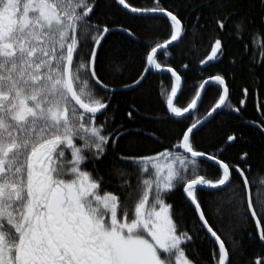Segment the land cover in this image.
Listing matches in <instances>:
<instances>
[{
    "label": "snow or ice",
    "instance_id": "6c2138e0",
    "mask_svg": "<svg viewBox=\"0 0 264 264\" xmlns=\"http://www.w3.org/2000/svg\"><path fill=\"white\" fill-rule=\"evenodd\" d=\"M110 7L130 19L163 21L138 66L132 56H102L114 32L129 38L136 32L101 20L98 0H0V264H234L238 243L228 226L241 223L252 225L262 247L240 264H264V179L251 178V153L225 155L238 140L234 130L204 148L196 142V133L225 108L239 115L250 100L257 117L249 124L264 140V0H193L188 17L161 0L144 7L112 0ZM189 24L194 38L210 28L201 65L223 56L225 31L240 41L237 103L225 75L187 85L160 60L158 53L169 57L189 34ZM150 73L170 74L158 92L149 86L143 93L158 105L156 118L165 126L125 129L112 97L117 87L141 89ZM213 85L204 112L188 122ZM185 87L194 94L178 105ZM135 118L130 107L126 120ZM126 136H144L158 147L125 153L119 144ZM106 160L118 191L108 190L99 169ZM176 188L190 218L168 202ZM197 239L212 243L206 258L190 255Z\"/></svg>",
    "mask_w": 264,
    "mask_h": 264
},
{
    "label": "trees",
    "instance_id": "16d2710c",
    "mask_svg": "<svg viewBox=\"0 0 264 264\" xmlns=\"http://www.w3.org/2000/svg\"><path fill=\"white\" fill-rule=\"evenodd\" d=\"M165 5H171L176 7L185 17L192 16L189 11V7L193 0H161ZM100 8L97 10L99 18L104 20H114L117 23H125L131 25L135 32V38H129L126 34L114 32L105 41L104 50L102 56L108 58L121 59L124 57L132 56L138 66L141 53L144 51V47L153 38L151 33L153 31L162 30L163 21L158 23H149L139 19H130L121 12H117L116 9L110 7L112 0H98ZM139 6H152L154 0H136ZM96 18L95 16L93 17ZM194 19V16H193ZM204 20H201V24ZM189 34L185 35L180 42L175 43L172 48L169 49L171 55L164 57L163 53H158L162 62L170 63L176 68L178 73L182 76V79L187 85H199L207 80L209 75L223 74L227 77V83L232 89L231 102L237 103L239 96L235 85L239 83V77L241 75L240 69L244 67L240 61V41L231 36L227 31L222 33L224 43V53L221 58L213 62H206L203 66L200 64V60L203 59L210 51L209 42L211 37L209 36L210 28L202 29L200 35L195 38L191 35L194 31L191 24L188 25ZM237 61L233 64L231 61ZM108 65H106L107 67ZM115 72V75H119V72L115 71V65L110 68ZM155 73V70H152ZM104 74V73H102ZM129 73L125 72L123 80L128 82ZM170 75L149 74L148 80L145 81V85L141 89L119 91L112 97V108L116 109L115 119L117 124H123L125 129H131L132 131L139 130L140 132H150L153 129L161 128L164 122L157 119L158 105L151 103L149 98L145 96L144 90L151 86L158 92L159 86L162 82H166ZM235 77V80L233 79ZM112 79V77H106ZM121 87H117L119 89ZM194 89L185 87L184 94L180 96L178 105L185 104L191 95L194 94ZM215 93V86H211L208 89V94L205 95L204 103H202L197 111H194L191 116H188V122H194L195 118L201 115L208 101L211 99V95ZM132 107L136 110L135 122L130 123L126 120V114L129 108ZM111 111V110H110ZM229 109L225 108L220 112L210 123L206 124L199 132L196 133V142L198 147H207L210 143H215L217 139L223 136L224 132L234 130L238 136L237 142L228 148L225 153L226 156L236 159L238 153L248 151L251 153L252 160V179L254 182L259 183L261 179H264V172L261 171L264 168V140L259 136L256 129L250 126L249 121L257 117L255 110V101L250 100L246 108L237 115L229 114ZM144 117H148L147 119ZM103 119V117H100ZM134 139L138 143L130 145L128 141ZM158 147L151 140L144 136L138 137H125L120 141L119 148L123 149L125 153L138 152L141 149L145 151L151 148ZM111 158L109 153L108 159ZM100 171L105 175L106 187L108 190L118 191V189L112 188V185L118 183L115 178H110L107 173V160L99 162ZM91 167V165H90ZM168 202L176 206L178 213H183L184 217L190 218L192 213L188 209L182 188H176L170 191V195L167 197ZM185 223V220H181ZM190 225V219L187 221ZM212 222L219 226V219L216 217L213 210ZM234 227V231L232 230ZM229 232L232 237L238 243V251L233 252L232 259L234 264H240V260H247L255 257L256 254L261 253V244L253 232L252 225L248 223H241L239 226L229 225ZM224 231V229H221ZM225 232V235L229 234ZM229 247L231 248V241H229ZM212 248V243L207 239H197L196 242L190 247V255L193 257L206 258Z\"/></svg>",
    "mask_w": 264,
    "mask_h": 264
},
{
    "label": "water",
    "instance_id": "95a60500",
    "mask_svg": "<svg viewBox=\"0 0 264 264\" xmlns=\"http://www.w3.org/2000/svg\"><path fill=\"white\" fill-rule=\"evenodd\" d=\"M175 44V43H174ZM206 65V64H205ZM205 65H203V66H205ZM170 75V74H169ZM119 91H129L128 89H124V88H119V89H117L116 90V92H119ZM115 92V93H116ZM183 192V191H182ZM184 195V194H183Z\"/></svg>",
    "mask_w": 264,
    "mask_h": 264
}]
</instances>
